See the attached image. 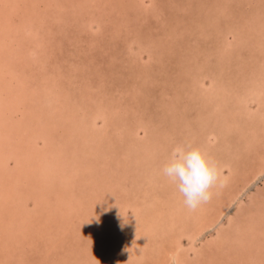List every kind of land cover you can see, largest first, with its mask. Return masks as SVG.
<instances>
[{
  "label": "rangeland",
  "instance_id": "374dc122",
  "mask_svg": "<svg viewBox=\"0 0 264 264\" xmlns=\"http://www.w3.org/2000/svg\"><path fill=\"white\" fill-rule=\"evenodd\" d=\"M263 43L264 0H0V264H264Z\"/></svg>",
  "mask_w": 264,
  "mask_h": 264
},
{
  "label": "clouds",
  "instance_id": "9594fccd",
  "mask_svg": "<svg viewBox=\"0 0 264 264\" xmlns=\"http://www.w3.org/2000/svg\"><path fill=\"white\" fill-rule=\"evenodd\" d=\"M162 174L176 185L184 205L192 211L210 201L211 190L220 181L215 163L199 148L185 145L173 148Z\"/></svg>",
  "mask_w": 264,
  "mask_h": 264
},
{
  "label": "bare ground",
  "instance_id": "6f19581e",
  "mask_svg": "<svg viewBox=\"0 0 264 264\" xmlns=\"http://www.w3.org/2000/svg\"><path fill=\"white\" fill-rule=\"evenodd\" d=\"M33 1V0H32ZM2 2H6V0H2ZM94 2V1H93ZM10 3V2H9ZM33 3H35V2H33ZM61 4V3H60ZM223 4V3H222ZM79 5H81V4H79ZM32 6V5H31ZM35 6V5H34ZM36 7V6H35ZM62 7V6H61ZM4 9H5V7H3ZM27 9V10H26ZM25 9V11H23L22 12V15L23 16H25V18H27V17H29V14H31V13H26V11L28 12V8H26ZM43 9V8H42ZM64 9V8H63ZM6 12V11H5ZM3 15V14H2ZM31 16V15H30ZM43 18V17H42ZM31 19V18H30ZM18 23V22H17ZM216 25V24H215ZM22 26V25H21ZM4 27V26H3ZM11 28V27H10ZM22 29V28H21ZM226 29V28H225ZM4 30V29H3ZM13 30V29H12ZM14 31H15V29H14ZM222 31V30H221ZM2 34V33H1ZM40 37V36H39ZM42 37V36H41ZM4 39V38H3ZM2 40V39H1ZM5 40V39H4ZM10 41V40H9ZM2 42V41H1ZM10 44H12V43H10ZM233 45V44H232ZM263 45H264V43H263ZM262 45V46H263ZM15 46V45H14ZM16 48H17V46H16ZM227 48H229V47H227ZM239 48V47H238ZM259 48H261V47H259ZM232 50V49H231ZM235 51V50H234ZM229 52V51H228ZM229 64H231V63H229ZM15 79H17V78H15ZM20 80V79H19ZM39 86V85H38ZM43 87V86H42ZM253 90V89H252ZM232 94V93H231ZM230 94V95H231ZM234 95V94H233ZM241 96V95H240ZM239 96V97H240ZM241 98V97H240ZM239 99V98H238ZM68 105V104H67ZM82 119V118H81ZM82 120H84V119H82ZM5 125V124H4ZM6 128V127H5ZM4 128V129H5ZM10 128H11V126H10ZM13 130V129H12ZM17 130V129H16ZM116 131H119V130H116ZM8 132V131H7ZM2 133V132H1ZM86 133V132H85ZM5 137H6V132L5 133H3V135H1L0 134V145L1 144H3L5 141ZM24 138V137H23ZM81 140V139H80ZM5 144V143H4ZM196 147V146H195ZM0 148H2V147H0ZM134 150H135V148H134ZM36 158H37V156H36ZM263 161H264V159H263ZM16 164V163H15ZM1 169V168H0ZM14 169V168H13ZM46 170V169H45ZM48 170V169H47ZM18 174V173H17ZM61 175V174H60ZM8 176V175H7ZM10 176H14L13 174L12 175H10ZM58 176H59V174H58ZM63 176V175H62ZM65 177V176H64ZM59 178H60V176H59ZM66 178V177H65ZM2 180V179H1ZM7 181H8V179H6ZM21 180V179H20ZM4 183H6V185H2L3 183L2 182H0V226H8V225H11V224H9V221H6L5 220V218H4V214L2 213V211H3V208H4V200L5 199H8V196H10V191L7 189H4V188H6V187H8V182H10V181H8V182H6L5 180H2ZM65 181V180H64ZM13 184H14V181H13ZM11 186V185H10ZM9 186V187H10ZM216 189V188H215ZM242 195V194H241ZM240 195V196H241ZM232 196V195H231ZM230 196V197H231ZM239 196V195H238ZM74 197V196H73ZM234 197V196H233ZM66 197H64V199H65ZM67 200L68 199H66V201L65 202H67ZM128 200V199H127ZM8 201V200H7ZM82 202V201H81ZM18 203V202H17ZM56 203V202H55ZM68 203V202H67ZM69 203H72V202H69ZM68 203V204H69ZM128 203H129V201H128ZM83 204V203H82ZM70 205V204H69ZM79 205V204H78ZM10 206V205H9ZM74 206V205H73ZM15 207V206H14ZM72 207V206H71ZM74 207H76V206H74ZM79 206H77V208H78ZM81 207V206H80ZM182 207V206H181ZM64 208V207H63ZM18 209V208H17ZM16 209V210H17ZM20 209V208H19ZM22 209V208H21ZM59 209V208H58ZM72 209V208H71ZM260 210V209H259ZM8 211H10V210H8ZM20 211H22V210H20ZM62 211V210H61ZM75 211V210H74ZM16 212V211H15ZM58 212V211H57ZM57 212H56V214H57ZM71 212V211H70ZM59 213V212H58ZM67 213V212H66ZM73 213V212H72ZM71 213V214H72ZM77 213V212H76ZM263 213V212H262ZM37 214V213H36ZM27 215V214H26ZM45 215H47V214H45ZM59 215H60V213H59ZM221 215V214H220ZM64 217V216H63ZM220 217V216H219ZM39 218V217H38ZM55 220H57V219H55ZM60 220V219H59ZM175 220V219H174ZM56 222V221H55ZM58 223V222H57ZM164 223V222H163ZM166 224V223H165ZM210 225H208V229H211L213 226V223H209ZM64 227V226H63ZM120 227V226H119ZM236 227H238V226H236ZM28 232V231H27ZM164 233V232H163ZM247 248H249V247H247ZM174 252V251H173ZM171 261L173 262V264H177V257H176V255L175 254H171ZM258 262V261H257ZM260 263V262H259Z\"/></svg>",
  "mask_w": 264,
  "mask_h": 264
}]
</instances>
